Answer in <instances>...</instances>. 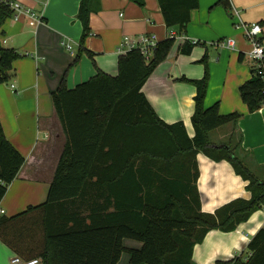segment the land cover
Wrapping results in <instances>:
<instances>
[{
    "label": "trees",
    "instance_id": "obj_1",
    "mask_svg": "<svg viewBox=\"0 0 264 264\" xmlns=\"http://www.w3.org/2000/svg\"><path fill=\"white\" fill-rule=\"evenodd\" d=\"M133 1L145 5L144 0ZM157 1L167 28L186 37L199 0ZM217 4L232 16L230 0ZM100 7V0H80L77 18L82 34L72 65L82 52L94 56L85 40L92 31L90 16ZM13 14L9 6L0 5V24ZM175 40L176 36L168 35L158 41L148 58L138 48L130 49L119 56L116 75L97 70L72 88L66 84L65 72L51 93L65 144L47 198L15 215H0V240L15 254L25 259L40 257L43 264H117L127 251L132 264H196L194 246L207 232L235 230L264 206V180L250 170L240 152L243 138L237 125L241 114L221 113L218 101L204 105L210 79L207 52L200 60L205 66L203 76L181 78L196 87L192 136L183 121L161 119L143 93V85L167 59ZM196 45L204 43L186 37L178 51L190 54ZM22 56L0 43V83L10 80L13 63ZM239 92L249 112L264 105L260 75L252 74ZM228 124L233 127L228 140L211 142L210 132ZM199 152L215 161L228 160L248 181L251 197L235 199L215 213L203 212L197 187ZM24 162L0 121V202ZM124 238L143 245L127 248ZM217 264H264V227L248 242L246 256Z\"/></svg>",
    "mask_w": 264,
    "mask_h": 264
},
{
    "label": "crops",
    "instance_id": "obj_2",
    "mask_svg": "<svg viewBox=\"0 0 264 264\" xmlns=\"http://www.w3.org/2000/svg\"><path fill=\"white\" fill-rule=\"evenodd\" d=\"M20 1L24 11L0 24L1 45L15 48L23 54L14 61L10 80L0 83V121L4 134L25 157L0 202L4 215L8 217L29 206L39 205L47 198L65 144L51 93L59 87L65 72L69 88L88 80L97 70L116 75L119 56L130 50L126 37L130 42H136L140 37L149 36L157 43L169 35L157 0H144V6L133 0H100V10L90 16L92 31L85 40L86 48L94 56L91 58L87 52H82L79 61L72 65L82 34V25L77 18L80 0ZM217 1L199 0V7L191 12L187 38L223 37L225 34L222 31L229 25V19L234 18L235 22L239 18L247 23L261 24L264 40V25L261 23L264 20V0H230L232 11H237L238 17L229 15ZM236 29L241 31L248 43L247 50L244 52L242 44H238L232 36L228 38L234 39V46L220 48L237 52L239 61L247 59L250 76L230 75V61L223 59L222 55L221 59L219 56L208 57L211 65L221 69L223 76L222 79L220 75L209 79L204 105L208 107L218 101L221 113L236 111L241 114L237 126L243 138L242 159L259 179L264 180V105L249 112L241 99L239 87L252 76L251 63L246 57L250 45L243 29ZM176 38L179 42H175L167 59L156 67L142 91L161 119L167 123L183 121L192 136L191 116L195 108L196 87L181 78L199 79L203 76L205 66L200 60L207 49L204 45H196L190 54H182L178 47L184 39ZM64 43H70L72 49H67ZM75 46H78L77 51ZM240 53L242 59H239ZM220 79L223 81L222 88L214 89L213 83L215 85ZM10 84L15 85L14 89ZM232 130L229 124L213 129L210 132L211 142L227 141ZM196 157L199 167L197 187L203 212L215 213L235 199L251 197L246 188L248 181L235 172L228 160L215 161L200 152ZM261 227H264V206L235 230L212 229L207 232L202 242L194 246L193 262L217 264L236 255L246 256L248 242ZM123 245L141 248L143 243L124 238ZM13 254L0 240V264H9ZM117 264H132L129 252H122Z\"/></svg>",
    "mask_w": 264,
    "mask_h": 264
},
{
    "label": "built area",
    "instance_id": "obj_3",
    "mask_svg": "<svg viewBox=\"0 0 264 264\" xmlns=\"http://www.w3.org/2000/svg\"><path fill=\"white\" fill-rule=\"evenodd\" d=\"M0 5H6L14 9V14L12 17L15 18L17 17L19 12L24 11L23 7L19 5L18 0H0ZM232 14L234 17H238L237 11H232ZM234 25L236 28L243 29L245 37L249 42L250 49L246 53V57L251 63V70H253V73L251 72V74L260 75L262 80L264 81V40L261 36L263 31L262 25L257 22L247 23L239 18L234 22ZM169 35L182 37L184 40L186 39V37L177 36L176 31L173 29L169 30ZM196 41L197 40L193 39V42ZM125 42L130 49L138 48L146 58L150 56L151 49L157 44L149 36L140 37V39H138L136 42H130L126 37ZM64 45L67 49H72V45L70 43H64ZM215 45L221 47H233L234 39L220 38L215 43ZM10 86L13 89L15 87L14 84H10ZM4 212L5 210L0 207V215L4 214ZM9 264H43V262L40 257L25 259L18 254H13L10 258Z\"/></svg>",
    "mask_w": 264,
    "mask_h": 264
},
{
    "label": "rangeland",
    "instance_id": "obj_4",
    "mask_svg": "<svg viewBox=\"0 0 264 264\" xmlns=\"http://www.w3.org/2000/svg\"><path fill=\"white\" fill-rule=\"evenodd\" d=\"M19 2V5L22 6L23 3L18 0ZM23 7V6H22ZM12 9V8H11ZM23 9H25L23 7ZM14 10V9H12ZM234 18H230L229 19V25L227 24L226 25V29H224L222 32V34H225L223 37H218V38H215V39H206V38H201L200 40L204 43V46H206V52L208 54V57H212V56H219L220 59H221V55L224 58H227L229 61H230V75H242V77L245 76V78H247V76H250V70H249V62H247L248 60L247 59H243L242 61H239L237 60V52H231L227 49H223V48H220L221 46H216L215 43L220 39V38H228L230 36L234 37L237 41V43L239 44H242V46L244 47L243 51L245 52L248 48V43L244 40V36L243 34L241 33V31L237 30L235 25L233 24ZM230 26V27H229ZM227 31H232L231 33H228L226 34ZM242 38V40H241ZM198 39V38H196ZM176 43L179 42V39L176 38L175 40ZM203 46V47H204ZM78 49V46H75L74 50L77 51ZM220 53V55H219ZM233 58V60H231ZM204 65V64H203ZM225 68H226V65H225ZM220 68H217L213 65H211L209 59H208V71H209V74H210V79L214 76L215 77H218L219 75L221 76V79H222V76H223V72H220ZM220 79V80H221ZM218 80L216 81V84L214 85L213 83V87L214 89H219V88H222V83L223 81L221 80ZM233 141L236 142L237 141V136L235 135V132H234V138H233ZM240 150H241V154L243 155V151H242V147L240 146ZM5 214V212H4ZM2 214V215H4Z\"/></svg>",
    "mask_w": 264,
    "mask_h": 264
}]
</instances>
